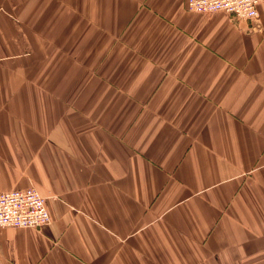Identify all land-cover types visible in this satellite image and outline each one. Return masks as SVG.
<instances>
[{"label":"crops","instance_id":"0c3cea01","mask_svg":"<svg viewBox=\"0 0 264 264\" xmlns=\"http://www.w3.org/2000/svg\"><path fill=\"white\" fill-rule=\"evenodd\" d=\"M0 0V193L50 225L0 264H264V3Z\"/></svg>","mask_w":264,"mask_h":264},{"label":"built area","instance_id":"2783aa9c","mask_svg":"<svg viewBox=\"0 0 264 264\" xmlns=\"http://www.w3.org/2000/svg\"><path fill=\"white\" fill-rule=\"evenodd\" d=\"M264 0H187L192 13H226L238 21L255 22ZM51 223L46 198L34 188L0 193V230L42 229Z\"/></svg>","mask_w":264,"mask_h":264}]
</instances>
